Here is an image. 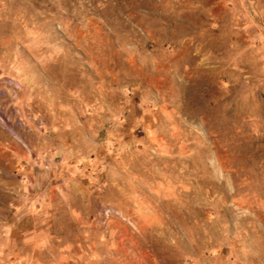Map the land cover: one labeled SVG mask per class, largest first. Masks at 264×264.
Listing matches in <instances>:
<instances>
[{"label":"rangeland","instance_id":"obj_1","mask_svg":"<svg viewBox=\"0 0 264 264\" xmlns=\"http://www.w3.org/2000/svg\"><path fill=\"white\" fill-rule=\"evenodd\" d=\"M0 264H264V0H0Z\"/></svg>","mask_w":264,"mask_h":264}]
</instances>
